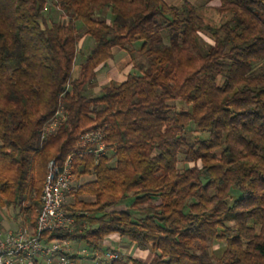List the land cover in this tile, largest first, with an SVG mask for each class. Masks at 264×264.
Here are the masks:
<instances>
[{
	"label": "trees",
	"instance_id": "1",
	"mask_svg": "<svg viewBox=\"0 0 264 264\" xmlns=\"http://www.w3.org/2000/svg\"><path fill=\"white\" fill-rule=\"evenodd\" d=\"M201 1L224 21L188 0H0V209L33 226L48 162L73 156L74 230L48 239L70 241L76 264L110 240L151 258L114 249L108 264H264V0ZM76 22L93 42L73 78ZM134 43L145 62L88 95ZM99 128L105 154L84 155L80 135Z\"/></svg>",
	"mask_w": 264,
	"mask_h": 264
},
{
	"label": "built area",
	"instance_id": "2",
	"mask_svg": "<svg viewBox=\"0 0 264 264\" xmlns=\"http://www.w3.org/2000/svg\"><path fill=\"white\" fill-rule=\"evenodd\" d=\"M65 120V115L58 110L45 124L42 139L55 133ZM104 136L105 133L100 128L80 135L79 144L84 148L82 153L103 156L106 152ZM72 161L73 156H68L61 163L55 159L48 162L41 193V209L35 223L33 226L22 225L7 231L0 238V264H76L71 257L74 249L70 241L48 239L52 232L71 233L74 230V218L68 215L65 208L69 203V191L73 184ZM80 256V260H87V251L82 250ZM118 258L119 253L110 249L93 252L89 262L108 264Z\"/></svg>",
	"mask_w": 264,
	"mask_h": 264
},
{
	"label": "rangeland",
	"instance_id": "3",
	"mask_svg": "<svg viewBox=\"0 0 264 264\" xmlns=\"http://www.w3.org/2000/svg\"><path fill=\"white\" fill-rule=\"evenodd\" d=\"M168 4L179 5L182 0H164ZM190 3L194 4L198 9V14L202 17L203 21L211 26H218L222 23L225 17L218 14L216 11L217 1H212L209 3H204L201 0H188ZM55 9L52 11L49 10L48 17L50 19L56 20L59 17V13ZM98 17L96 13L95 18ZM76 28L79 34V45H78V54L75 60V65L72 70V77L75 78L78 75L79 64H80V55L84 52V56L89 52L90 47L92 46V40L85 35V30L80 22H76ZM200 38L203 42L209 43L211 39L208 34L201 33ZM133 48L135 49V53L133 54V60H131L130 56L124 53L117 48L113 49L114 58L106 63L102 69L99 70L95 82L89 86L87 89V94L91 96L98 95L100 93V89L103 85H105L111 78L114 80H123L125 76L131 71V66L133 65V61L145 62L144 58L138 54L139 43H134ZM83 55L81 56V58ZM182 164L179 162L178 167H181ZM84 179H88L85 177ZM18 210L14 208H5L0 209V238L7 232L11 230H15L18 227H21L20 219H15ZM24 226V225H23ZM109 245V244H108ZM222 246L218 242H214L211 246V249L214 251L215 256L219 253V248ZM119 252L126 253L128 255L136 256L143 258L145 261H148L151 258V254L146 252L138 251L128 242H125L124 245H121L118 249ZM117 252V253H119ZM120 254V253H119ZM84 255V254H83ZM87 260H84V263H87ZM82 262V264H84ZM89 264V263H88Z\"/></svg>",
	"mask_w": 264,
	"mask_h": 264
},
{
	"label": "crops",
	"instance_id": "4",
	"mask_svg": "<svg viewBox=\"0 0 264 264\" xmlns=\"http://www.w3.org/2000/svg\"><path fill=\"white\" fill-rule=\"evenodd\" d=\"M112 79V78H111ZM125 242H123L122 240H110V241H106V244H109V248L112 250H117L121 245H124ZM118 251V250H117ZM82 262L84 263V260H80L79 264H82ZM90 264V262L88 261L87 263L84 264Z\"/></svg>",
	"mask_w": 264,
	"mask_h": 264
}]
</instances>
